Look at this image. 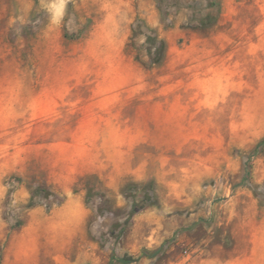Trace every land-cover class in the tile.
I'll return each mask as SVG.
<instances>
[{
    "label": "rangeland",
    "instance_id": "rangeland-1",
    "mask_svg": "<svg viewBox=\"0 0 264 264\" xmlns=\"http://www.w3.org/2000/svg\"><path fill=\"white\" fill-rule=\"evenodd\" d=\"M0 264H264V0H0Z\"/></svg>",
    "mask_w": 264,
    "mask_h": 264
},
{
    "label": "trees",
    "instance_id": "trees-1",
    "mask_svg": "<svg viewBox=\"0 0 264 264\" xmlns=\"http://www.w3.org/2000/svg\"><path fill=\"white\" fill-rule=\"evenodd\" d=\"M162 49H164V43H162Z\"/></svg>",
    "mask_w": 264,
    "mask_h": 264
}]
</instances>
